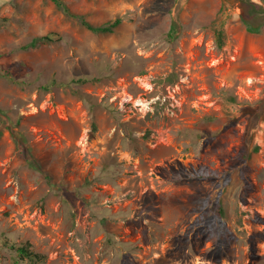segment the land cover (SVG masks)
I'll use <instances>...</instances> for the list:
<instances>
[{
    "label": "rangeland",
    "instance_id": "obj_1",
    "mask_svg": "<svg viewBox=\"0 0 264 264\" xmlns=\"http://www.w3.org/2000/svg\"><path fill=\"white\" fill-rule=\"evenodd\" d=\"M62 1L0 6V264H264V0Z\"/></svg>",
    "mask_w": 264,
    "mask_h": 264
},
{
    "label": "trees",
    "instance_id": "obj_2",
    "mask_svg": "<svg viewBox=\"0 0 264 264\" xmlns=\"http://www.w3.org/2000/svg\"><path fill=\"white\" fill-rule=\"evenodd\" d=\"M58 7H60L61 9H63V11L68 12V7L66 6V4L64 3V1L62 0H52ZM75 14H73L72 16H74ZM121 19L119 17L114 18L113 20L109 21L108 23L102 24V25H98V26H93L90 25L88 22L83 21V23L88 26L90 29H92L93 31L96 32H105V31H112V29L118 25L120 23ZM249 30H254L253 27H250ZM171 34V32H170ZM40 39H45L46 41H52L54 39V37L48 33L45 34L44 36L41 37H36L34 38L30 45H35L36 42ZM223 33L222 31L218 32V36H217V41H218V45H222L223 42ZM94 79V78H93ZM80 82H84L87 80L86 77H79L77 79ZM32 166H34L33 163H31ZM219 212H222V208H218ZM10 240H3L2 244H9ZM9 247H11L14 251H15V259L16 261H20V260H28L33 264H38L39 262H42L46 255L42 252H37L34 249L31 248V243L26 241L25 243H20V244H15V243H11L9 245Z\"/></svg>",
    "mask_w": 264,
    "mask_h": 264
},
{
    "label": "crops",
    "instance_id": "obj_3",
    "mask_svg": "<svg viewBox=\"0 0 264 264\" xmlns=\"http://www.w3.org/2000/svg\"><path fill=\"white\" fill-rule=\"evenodd\" d=\"M2 3H3V0H0V6H1Z\"/></svg>",
    "mask_w": 264,
    "mask_h": 264
}]
</instances>
